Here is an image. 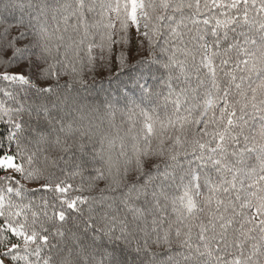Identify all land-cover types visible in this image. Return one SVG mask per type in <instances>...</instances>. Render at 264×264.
I'll return each mask as SVG.
<instances>
[{"label":"snow or ice","instance_id":"obj_1","mask_svg":"<svg viewBox=\"0 0 264 264\" xmlns=\"http://www.w3.org/2000/svg\"><path fill=\"white\" fill-rule=\"evenodd\" d=\"M0 264H264V0H0Z\"/></svg>","mask_w":264,"mask_h":264},{"label":"trees","instance_id":"obj_2","mask_svg":"<svg viewBox=\"0 0 264 264\" xmlns=\"http://www.w3.org/2000/svg\"><path fill=\"white\" fill-rule=\"evenodd\" d=\"M118 27V26H117ZM130 38H131V45H124V50L127 51V49L129 47H132L133 52L135 54V48L138 47L139 45V38L135 41L134 40V36H133V29L130 30ZM96 42L99 43L100 42V37L97 36L96 37ZM121 48L120 44H117L115 46L116 50H119ZM98 49H94L93 50V54H97ZM82 55L86 57V53H82ZM105 55H107V53H105ZM134 62V61H133ZM98 73L99 74H95L93 76V74H89L87 77V84L86 85H80V84H76L74 87V91H77L78 94L88 98L89 100H97V102H99V100H103L107 97H109V94L111 93L112 96L116 95V90L119 87V85L114 81L111 80L108 76V73L106 70H101L98 69ZM67 79V78H65ZM64 81L62 80L61 83H63ZM117 121H120V116H117Z\"/></svg>","mask_w":264,"mask_h":264},{"label":"rangeland","instance_id":"obj_3","mask_svg":"<svg viewBox=\"0 0 264 264\" xmlns=\"http://www.w3.org/2000/svg\"><path fill=\"white\" fill-rule=\"evenodd\" d=\"M133 36H134V40H135V41L139 38L138 35L136 34L134 28H133Z\"/></svg>","mask_w":264,"mask_h":264}]
</instances>
